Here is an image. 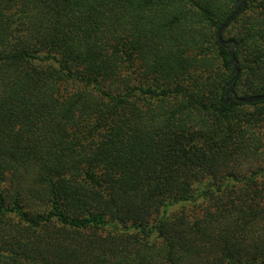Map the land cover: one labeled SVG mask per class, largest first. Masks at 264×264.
Instances as JSON below:
<instances>
[{
  "label": "trees",
  "instance_id": "16d2710c",
  "mask_svg": "<svg viewBox=\"0 0 264 264\" xmlns=\"http://www.w3.org/2000/svg\"><path fill=\"white\" fill-rule=\"evenodd\" d=\"M238 5L0 0V264H264V101L223 102L264 95V0L223 45Z\"/></svg>",
  "mask_w": 264,
  "mask_h": 264
},
{
  "label": "water",
  "instance_id": "95a60500",
  "mask_svg": "<svg viewBox=\"0 0 264 264\" xmlns=\"http://www.w3.org/2000/svg\"><path fill=\"white\" fill-rule=\"evenodd\" d=\"M239 1V5H238V8L237 10L233 13V15L225 22L223 23V25L219 28V31H218V39L220 41L221 44H225V41L222 39V33L223 31L227 28L230 20L232 19L233 16L237 15L239 13V7L241 5V3L243 2V0H238ZM234 48H235V44H233V47H232V65H233V68H234V71L238 73V67H237V62H236V59L234 57ZM235 75L232 77L231 81L228 83V89H227V92H226V95H225V98L223 100V102L226 104L228 102H231V101H239L241 103H245V104H252V103H258V102H261V101H264V95H255V96H251V97H238L236 94H235V91H234V88L231 86V83L232 81L235 79ZM229 94H232L231 97H228Z\"/></svg>",
  "mask_w": 264,
  "mask_h": 264
}]
</instances>
